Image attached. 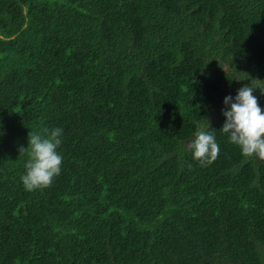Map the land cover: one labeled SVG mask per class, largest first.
Wrapping results in <instances>:
<instances>
[{
    "label": "trees",
    "instance_id": "16d2710c",
    "mask_svg": "<svg viewBox=\"0 0 264 264\" xmlns=\"http://www.w3.org/2000/svg\"><path fill=\"white\" fill-rule=\"evenodd\" d=\"M251 83L264 0H0V264H264V159L220 130ZM55 127L61 174L26 191Z\"/></svg>",
    "mask_w": 264,
    "mask_h": 264
},
{
    "label": "clouds",
    "instance_id": "9594fccd",
    "mask_svg": "<svg viewBox=\"0 0 264 264\" xmlns=\"http://www.w3.org/2000/svg\"><path fill=\"white\" fill-rule=\"evenodd\" d=\"M257 88L264 93V88L251 83L237 89L235 97H225L224 104L227 107L222 110V114L226 119L220 130L229 134L230 142L240 148L243 156L264 159V110L253 95ZM62 135L63 129L60 127L31 130L28 147L21 146L18 149L20 155L26 153L28 156L24 165L25 173L20 178L26 191L50 187L61 174L63 157L57 149L62 144ZM188 147L201 166L211 165L220 152L215 133L201 128L196 130Z\"/></svg>",
    "mask_w": 264,
    "mask_h": 264
},
{
    "label": "rangeland",
    "instance_id": "374dc122",
    "mask_svg": "<svg viewBox=\"0 0 264 264\" xmlns=\"http://www.w3.org/2000/svg\"><path fill=\"white\" fill-rule=\"evenodd\" d=\"M228 67V66H227ZM230 71V70H229ZM264 94V93H263ZM263 94L258 95L259 98H263ZM253 95H255V92L253 93ZM228 96L227 93H222L221 97H220V101H223L225 99V97Z\"/></svg>",
    "mask_w": 264,
    "mask_h": 264
},
{
    "label": "flooded vegetation",
    "instance_id": "af4514ba",
    "mask_svg": "<svg viewBox=\"0 0 264 264\" xmlns=\"http://www.w3.org/2000/svg\"><path fill=\"white\" fill-rule=\"evenodd\" d=\"M261 94H263V93H261ZM263 98H264V94H263Z\"/></svg>",
    "mask_w": 264,
    "mask_h": 264
}]
</instances>
